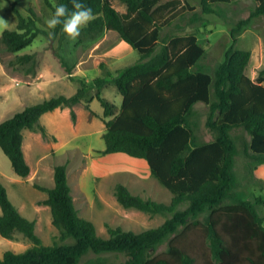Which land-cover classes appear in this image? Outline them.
I'll use <instances>...</instances> for the list:
<instances>
[{"label": "trees", "instance_id": "1", "mask_svg": "<svg viewBox=\"0 0 264 264\" xmlns=\"http://www.w3.org/2000/svg\"><path fill=\"white\" fill-rule=\"evenodd\" d=\"M117 1L125 5L124 12L118 11L112 0H79L95 16L84 31L89 35L115 31L137 51L138 62L114 75L108 72V79L94 78L91 84L75 78L66 68L69 79L78 83L76 91L25 106L0 121V149L14 173L26 177L30 168L22 149L23 130H35L47 138L39 125L42 114L68 107L75 123L74 106L84 102L94 115L88 104L96 99L103 108L105 125V146L99 154L124 153L145 160L150 175L171 193L169 203L156 202L116 183V201L125 209L163 215L165 220L139 233L107 225L108 237H100L95 225L79 215L66 164H58L53 168L52 187L34 184L46 193L40 203L49 207L58 232L52 245L43 244L35 232V222L20 214L0 181V236L12 239L20 233L30 242L22 252L2 253L0 264H105L101 255L108 253L123 254L124 264H264V219L256 203L222 204L236 184L237 148L230 130L242 128L249 135L244 144L247 168L256 169L264 163V66L253 80L246 73L250 52L236 47L237 35L253 18L264 16V0H253L257 3L254 11L231 29L232 42L212 75L194 69L204 54L195 34H162L186 6H180L178 0ZM199 1L202 11L210 13L213 5L233 0ZM44 2L52 14L60 4L72 10V0ZM12 10L17 16L16 29L2 31L0 46L16 53L32 44L39 28L32 10L28 17ZM54 32L63 35L61 26ZM108 82L122 97L119 106L102 96ZM197 102L209 105L206 124L216 132L214 140L198 145L187 118ZM258 199L257 204L264 205ZM183 202L187 206L177 209ZM204 211L206 219H194ZM168 237L165 251L151 256V250Z\"/></svg>", "mask_w": 264, "mask_h": 264}, {"label": "rangeland", "instance_id": "2", "mask_svg": "<svg viewBox=\"0 0 264 264\" xmlns=\"http://www.w3.org/2000/svg\"><path fill=\"white\" fill-rule=\"evenodd\" d=\"M165 1L168 0H163ZM178 1L186 9L181 16L174 18L170 25L163 28L162 34H195L204 48V54L194 69L212 75L232 42L231 29L239 21L248 18L257 3L253 0H233L213 5L212 12L204 13L199 0ZM112 4L118 11H125V5L119 1L112 0ZM13 8L24 17H28L29 10H32L39 33L30 46L19 52L10 53L0 46V121L27 105L60 94L65 96L74 93L78 83L69 79L65 73L66 68L70 69L75 78H83L91 84L94 78L108 79V72L114 75L139 60L137 51L112 30L89 35L84 27L75 42H71L64 34L49 36V32L53 30L47 28L46 21L51 18L52 12L44 0H0V21L3 22L0 25V35L3 30L16 29L17 16ZM236 47L250 52L246 73L254 80L264 66V16L253 18L245 30L237 35ZM102 96L117 106L121 102L120 94L110 82L102 89ZM211 98H214L212 92ZM88 106L94 113L101 114L103 111L96 99ZM76 107L83 109L89 118L92 117L84 102ZM208 115L209 105L198 102L187 116L189 125L194 129L197 145L210 142L216 137V132L206 124ZM229 133L237 148L234 164L236 184L222 204L249 200L256 203V209L264 219V205L257 204L256 201L258 198L264 201V163L256 169L247 168L249 159L244 153V144L249 141L248 133L242 128H234ZM42 138L49 141L50 147H46L41 154L43 159L37 165L31 158L27 161V131L24 133L22 149L30 168L29 174L24 178L14 173L9 159L0 149V180L20 214L35 222V232L43 244L52 245L57 241L58 232L52 225L49 207L40 203L44 199V193L36 189L34 184L52 187V167L63 163L66 164L67 181L79 215L95 225L100 237H108L107 225L139 233L157 227L165 220L163 215L152 216L136 209H125L114 197L115 184L122 183L129 186L128 189L134 194L156 202H170L171 193L150 175L145 160H140L143 162L141 163L139 159L136 161V158L120 153L100 155L99 148H104L105 143L98 134L77 138L79 148L75 151H66L64 145L61 148L55 144V140ZM186 206L187 202H183L177 209H184ZM206 217L207 211H204L194 219L203 221ZM169 238L157 244L150 255L164 252ZM29 245L28 239L20 233H15L12 239L0 236V255L8 250L22 252ZM101 256L106 259L105 264H124L126 259L123 254L117 253Z\"/></svg>", "mask_w": 264, "mask_h": 264}, {"label": "crops", "instance_id": "3", "mask_svg": "<svg viewBox=\"0 0 264 264\" xmlns=\"http://www.w3.org/2000/svg\"><path fill=\"white\" fill-rule=\"evenodd\" d=\"M70 95H65V96H70ZM74 110L77 116L75 123H73L71 120L70 108L68 107L55 108L54 110L45 112L39 118V125L45 129L47 137L51 138L52 140H55L56 141L55 144L60 145V147L64 145L66 151H70L72 149L73 151H75V149L79 148V143L76 142L77 138L92 137L93 135H97V134L99 135V137H102L105 131V125L103 123V120H101L102 118H100L102 116V112L101 114L94 113V115H91L92 117L89 118L88 114H86L85 111H83V109H78L75 106ZM26 131H27V161L29 158H31L37 165H39V163L43 159L41 154H43L47 146L50 147L49 141L43 139L40 132L35 130L25 129L22 132L23 133L22 148L24 145L23 144L24 133ZM87 144L90 143L88 142ZM99 149L103 150L104 148H99ZM114 154L115 153H113V155ZM120 154L125 155L124 153H120ZM108 155L112 156L111 154ZM138 159L139 158H136L134 160L138 161ZM140 160L143 159H139V161ZM140 162L143 163L142 161ZM52 169H50V171ZM43 197L44 199L47 197L46 193L43 194Z\"/></svg>", "mask_w": 264, "mask_h": 264}, {"label": "clouds", "instance_id": "4", "mask_svg": "<svg viewBox=\"0 0 264 264\" xmlns=\"http://www.w3.org/2000/svg\"><path fill=\"white\" fill-rule=\"evenodd\" d=\"M95 19L90 7H86L79 0H72V10L68 6L60 4L55 6V11L51 18L46 21L47 28L53 31L49 36H54V30L61 26L62 33L71 42H75L81 34V30ZM3 22L0 21V25Z\"/></svg>", "mask_w": 264, "mask_h": 264}]
</instances>
